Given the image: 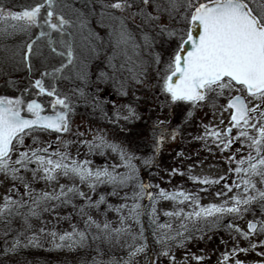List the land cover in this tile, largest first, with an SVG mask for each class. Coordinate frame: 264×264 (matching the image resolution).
<instances>
[{"label":"snow or ice","instance_id":"snow-or-ice-1","mask_svg":"<svg viewBox=\"0 0 264 264\" xmlns=\"http://www.w3.org/2000/svg\"><path fill=\"white\" fill-rule=\"evenodd\" d=\"M70 7L72 6L64 3L63 0H42L25 7L22 11H12L0 5V37L7 39L16 34H24L30 40L12 49L5 46V50L11 52L9 59L16 60L19 57L17 63L24 64L31 73L33 68L31 57L44 56V52L37 46V41L41 40L46 41L50 54L62 58L59 67H53L51 71L47 69L42 71L41 78L36 79L34 84L29 81L31 87L26 86L21 91V95L15 99L0 95V174L10 178L14 187L16 182H19L30 200V203H26L23 198L13 199L10 195L3 198V204L0 205V221L5 224L4 235H8L10 225L15 219L19 218L21 221V229L17 230L10 247L6 242L3 255H16L22 249L43 247L42 235L51 238V248L48 250L67 248L71 251L90 247L89 231L79 230L76 225H72L70 232L63 233L42 226L38 229V233L32 232L25 240H21L26 232L32 231L33 219L40 220L42 224L47 223L42 220L44 213L54 212L61 205L72 203L73 198L77 196L87 201L78 211L81 215H87L84 221L85 229H96V234L91 235L93 243L99 241L105 245L120 244L124 237H130L132 240V243L126 240L124 242L128 249V259L112 257L104 260L105 252L97 245L94 249L97 256L93 257L90 264H134L135 258L142 254L145 256L146 264H160L162 257L167 258L170 264H177L175 253L168 246V242L176 241L180 237L177 247L183 246L184 240L189 238L185 234L190 231L188 223L184 221H192L195 227L197 222L203 220L207 223L211 218L214 225H219L225 216L235 215L242 218L243 213L253 211L254 203H259L260 213L264 215V188L257 187V180L264 185V0H113L111 3H103L100 0V21H109L107 24L101 23V27L108 29L107 44L112 55L107 59L113 70H118L114 61L123 57L119 68H124L129 62L134 63L135 70L128 68L132 73L131 79L137 85L149 86L146 83L148 69L154 67L156 82L150 87L157 89L163 97V100L159 101L161 110L167 108L171 117L176 108L186 105L184 120L187 122L198 109L211 108L213 116L219 110L221 124L224 123L223 116L227 112L229 126L226 129H214L204 125V135L197 136L196 139L205 141L206 147H208L207 142L211 140L220 152L230 150L237 142L247 147V156L239 159L236 155L228 157L229 163L235 161L237 165L234 171L239 183L224 185L228 191L242 187L243 194L233 195L230 198L231 204L229 201H224L221 204L207 206L199 205L194 196L182 191L169 193L161 189L156 196L147 192L151 185L139 180L136 166L132 163L138 157L119 144L110 143L103 135L97 134L91 141H83L89 153L100 149L103 154L104 150L110 149L119 154L121 166L127 168L128 172L116 173V166H112V171L108 167L93 170L89 166L90 161L84 160L81 163L70 159L67 151L47 154V148H28L25 145L26 137L32 138L33 145L40 144L38 137L34 135L37 132L57 134L70 132L69 114L73 112V105L67 96L61 97L56 82L73 79L86 81V65H83L82 61L78 63V41L79 47L89 49L93 58H99L100 55L98 45L93 43L100 38L91 29H88L87 34L84 32L88 25L84 13L73 9L78 13L76 19L66 18L65 9ZM89 7H91L90 0ZM92 11L94 12V9ZM117 12L120 14L117 15ZM129 22L132 27H129ZM33 29H39L35 39L31 38ZM158 43L170 49L166 56L155 51ZM34 47L37 48L35 52ZM142 52H147L151 60L137 62L134 57L140 58ZM65 70L72 75L65 76ZM49 76L53 83L51 86H46L44 78ZM9 83L15 86L14 81ZM32 88L38 89V95L54 97L50 101L52 114H42L45 110L44 106L36 99L26 102L24 94L31 93ZM76 90L82 97L84 96L82 89ZM121 94L127 95V92L122 89ZM139 99L136 98L137 102ZM221 100L225 103H220ZM123 107L126 109V114L117 110L114 120L116 123L125 122V126H121L120 131L131 134L133 129L126 125H134L142 117L132 104ZM25 112L28 115H25ZM104 115L107 117V113ZM170 125L171 119H158L151 124L154 153H159L161 146L169 137L175 140L179 135L177 128L168 130ZM78 135L83 136L84 133ZM57 143L58 147L59 144H63L66 148L70 142L62 141L58 135ZM18 146L27 150L19 151L13 159ZM208 150L211 152L210 147ZM240 151L241 148H236L237 154ZM153 158L145 160V163L150 164ZM32 164H35L34 168L29 167ZM21 169L24 173H31L30 180L20 174ZM61 176L73 181L78 179L93 193L100 185H110L113 188L111 195L115 196L118 194V187L127 186L133 180L136 181L138 191L130 198L133 201L131 205L124 203L115 209L107 203L104 195L93 201L90 196L77 188L75 183L71 186L60 184L58 192L54 189L52 192L36 193L33 187L35 182L43 180L49 184L58 183ZM191 179L199 178L191 177ZM199 182L218 183L206 177L199 179ZM226 194L217 193L218 196ZM145 195L152 201L149 215L152 224L155 225L153 235L156 243L163 245L159 253L152 255L148 254L149 245L143 235V227L141 226L137 235L129 224V220L141 224L145 210L139 201L144 199ZM161 198L178 201L180 204L191 201L199 210L194 209L192 212L184 213L180 208L164 213L169 217L182 218L179 226L182 231L177 230L171 234V224H159L157 221L155 205ZM123 199L128 200L129 197L125 195ZM102 205L107 207L102 213L105 219L101 222L89 215L87 210L99 211ZM72 207L77 206L72 204ZM125 209L127 215H123ZM112 210L121 213L119 227H113L107 220V212ZM253 215H255L254 211ZM58 219L70 218L58 217ZM226 227L243 236L245 240L249 239L250 234L255 235L257 232L264 234V221H249L248 232L241 231L231 223ZM160 229H168V232L157 236L156 232ZM196 230L202 231L198 228ZM261 246H264V241L261 242ZM249 247L255 250L257 244L250 242ZM248 251L249 248L236 247L233 248L232 254ZM258 255L264 256V252ZM192 259L199 262L205 258L193 256ZM229 259L228 253L223 254L224 262ZM184 264H187V257ZM235 264H243V261L237 258ZM260 264H264V261Z\"/></svg>","mask_w":264,"mask_h":264},{"label":"rangeland","instance_id":"rangeland-1","mask_svg":"<svg viewBox=\"0 0 264 264\" xmlns=\"http://www.w3.org/2000/svg\"><path fill=\"white\" fill-rule=\"evenodd\" d=\"M151 10V9H150ZM94 30L96 35L98 36V31L101 28L99 25H94ZM101 30V29H100ZM79 47V45H78ZM80 48V47H79ZM111 50V49H110ZM166 54L169 51V49H166ZM78 53L80 55H90L87 56H80L78 60L82 61L84 65H86V71H87V79L86 83L92 84V86L95 88V86L104 88L105 83L104 81H114L119 74L124 73L125 76H123V86H127V91L130 92V98L129 93L127 92L126 102L124 103L123 100H121L120 95L121 92L113 93L111 91L107 92L106 96L116 95L115 100L109 104L110 108L114 110L113 112H116L119 110L122 114H126V109L123 107L124 105L132 104L133 107L139 106L140 108H137L138 113L141 115L142 119H145L144 116L148 120H158V119H170L169 117V110L167 108H164L161 110L159 106V101L163 100V97L160 95L159 91L155 88L145 85H137L135 82L131 79L132 73L128 71L127 68H119L120 62L123 60V57L118 58L117 61H114V63L117 64L116 71L113 70V68L110 66L107 57L112 55L109 53L108 50H105L103 53L100 52L99 58H93L91 52L88 51H80V49H77V56ZM146 52H142L140 58H135L137 62L139 60H142ZM131 54V53H130ZM165 54V56H166ZM100 61L107 62V71L108 72H98V67L102 64H100ZM129 68H133L134 63L129 62ZM127 66V64H126ZM135 70V68H133ZM151 71V70H150ZM123 74V75H124ZM0 85L6 84L11 80V77H3L0 73ZM110 76V77H109ZM151 76V75H148ZM109 79V80H108ZM127 81V83L125 82ZM135 85L137 89L133 87ZM80 87V85H79ZM79 89V88H77ZM72 90V91H71ZM143 90H145V94L143 97ZM154 91H156V94H154ZM61 92L63 96H67L69 100L73 103H75L78 98H76L77 90L76 89H69L66 86H61ZM32 94L38 93V89H34L31 91ZM158 94L160 95L158 97ZM61 96V97H63ZM139 97L138 101L136 98ZM148 99V102L144 100V98ZM107 99V97H106ZM150 101L153 102L150 103ZM138 103V105H137ZM220 103H225L224 100H221ZM159 107V111H156V109H146V106H155ZM187 106L181 105L180 107L176 108L174 110V114L172 115L175 119L174 122H179V125L181 129L179 130V135L175 139L174 142L171 144V148H173V152L171 154V158L169 160L161 159L160 163L157 164V166L153 169V172H150L149 174V182L148 185H151L147 189V192L152 193L153 196H156L161 189H163L166 192L173 193V192H185L186 194H191L194 196L201 206H207L209 204H221L224 201H229V204H231L230 198L233 195H236L237 193L243 194V188L240 189L232 188V191H228L227 188L224 187V185L231 186L233 182L239 183V178L237 177L234 169L237 166L235 161L232 163L228 162V157L232 155H236L237 159L247 156L248 149L246 146H243L241 142H237L233 145V147L230 150H226L225 152H220L214 143H212L211 140H209L208 147L211 148V152H209L208 147L205 146V141H201L196 139L197 136H203L205 129L204 125H209L210 128L214 129H226L229 126V115L227 112L224 113L223 119L224 123H220V115L219 110H217V114L213 116L212 109L211 108H202L198 109L194 116L185 122L184 116L186 114ZM141 109H145L144 116H142ZM154 110L156 114L154 113ZM149 116H152L153 119ZM89 117L87 114L81 113L77 110L74 111V113H71L70 117V132L63 133L61 135L54 133V132H37L34 133L35 136L38 137L40 144L33 145L32 138L26 137L25 138V145L28 146V148H34V147H42L47 148L48 153L51 154L52 152L56 151H67L70 154V159H75L80 161L81 163L84 160L90 161V167L95 170L97 168H103L108 167L110 171H112V166L115 167L116 173H126L128 172V169L121 166L122 161L120 159V156L116 152H112L110 149H106L103 151V154H101L100 149H96L94 152L89 153L87 146L83 143V141L88 140L91 141L93 139L94 135H103L110 143L119 144L121 147L125 148L128 152L134 153L138 159H134L132 163L136 166V168H140L141 164L146 165L145 160L143 161L137 151V146L135 144H129L126 145L124 141L121 139V137L115 135L112 130L110 129H102L99 128L89 121ZM140 120V121H141ZM140 121L136 122V124H128L134 126L143 125ZM175 123V128L176 124ZM184 123V125H183ZM146 125V124H144ZM173 127V125H172ZM184 127V128H183ZM138 128V127H137ZM140 131V128L138 129V132ZM78 133H84L83 136L78 135ZM235 133V130H234ZM254 134V133H253ZM60 136V139L62 141L70 142L68 146L65 148L63 144L57 143V136ZM49 144H51V147H49ZM128 146V147H127ZM241 148L240 153H236V148ZM27 150L25 147H19L17 148V153L13 154V159L16 158V154H18L19 151H25ZM44 154V153H42ZM30 168H34L35 164L29 165ZM22 175H25L26 179H31V173H24L21 169ZM152 174V175H151ZM139 177V176H138ZM191 177H196L199 179L208 178L210 181H218V183H212V184H202L199 182V179L194 180L191 179ZM223 177V179H221ZM73 183H75L76 187L79 188L81 191H83L87 196H90L93 201L96 200L97 192H99L97 189L95 193H93L86 184H81L78 179L76 180H69L68 178H65L61 176L58 180V183H46L43 180L37 181L34 183V186L36 188V191L38 193L42 191H48L52 192L54 189L58 192L59 191V185L64 184L66 186H71ZM135 184V185H134ZM134 186H136V181H130L127 186L124 187H118L117 188V195H112L113 198H108L107 203L113 206V209L116 207H119L120 205L127 203L131 205L133 201L130 199L134 192L138 191L137 188L134 189ZM257 187L258 188H264V185L260 184L257 180ZM22 190L25 191V189L19 185V182H16V186H13V181L10 178H6L3 174H0V205L3 204V198L6 195H10L14 192V190ZM11 190V191H10ZM113 191V188L110 189L109 193L111 194ZM217 193H227L226 195H217ZM129 197L128 200L123 199V197ZM147 195H145L144 199L140 200L139 203L143 206L145 210V214L143 215L144 219L150 224L149 226H146L148 228H144V234L145 231L150 234V237H147V243L150 246L149 247V255L159 253L163 245L156 243V238L153 235L155 225L151 222V216L149 213L151 212L152 207V201L146 200ZM78 201L85 202V200L81 199L77 196ZM145 200V202H144ZM157 208V221L159 224H171L172 226V233L174 234L175 231L181 230L179 228L182 218H176V217H169L164 215L166 212L176 211L180 208L183 209L184 213L192 212L194 209L199 210L196 208V205L193 204L191 201H186L184 204H180L178 201H172L168 199H159L156 203ZM259 204L256 205L254 203L252 205V210L255 212V215H253V211H249L247 213L242 214V218L240 216H225L223 218V221L219 225H214L211 222V218H209V221L205 223L203 220L197 222L195 224V227H193L192 221H184L185 223H188L190 231L186 233L185 235L189 238L187 240H184L182 247H177V244L181 240L180 237L177 238L176 241H169L168 246L172 248V251L175 253L177 264H184L185 258L187 257V264H235V259L239 258L241 261H243V264H246V262L255 261L256 263H260L261 261H264V256L258 255V253L264 252V246H261V242L264 241V234H260L257 232L255 235L250 234L249 239L245 240L243 236L236 233L234 230L227 229L226 225L231 223L236 227H239L241 231L248 232L247 231V224L249 221H264V215H261L257 212ZM106 205H102L101 212L97 213H90V210L87 211L89 215H91L94 219L97 221H103L105 219V216L102 214L105 212ZM61 207H58L56 211ZM121 213L116 212L115 210L108 211L107 212V220L113 225V227H119V219H120ZM123 215H127V210H123ZM262 216V217H261ZM87 219V215H82V220L85 221ZM129 224L132 225V230L134 233L139 235L140 233V225L132 222L129 220ZM46 229L51 230L49 224H45ZM65 229H69V232L71 231L70 224L64 225ZM202 229V231H197L196 229ZM182 231V230H181ZM59 233V231H57ZM168 232V229H160L156 232V235H162L164 233ZM145 237V236H144ZM202 237V238H201ZM146 238V237H145ZM125 240L128 243H132V240L130 237H124L121 240L118 247L121 249H117L120 253L119 258L128 259L127 256V247L125 245ZM256 243L257 248L255 250H252L249 247V244ZM139 243V241H137ZM122 245H124L122 247ZM249 248V251L247 253L244 252H238L236 254H232L233 248ZM228 253L230 255V259L226 262L223 261V254ZM193 256H203L205 259L203 261L197 262L196 260L192 259ZM134 264H146L145 256L139 255L135 258ZM160 264H170V261L167 258H161Z\"/></svg>","mask_w":264,"mask_h":264},{"label":"trees","instance_id":"trees-1","mask_svg":"<svg viewBox=\"0 0 264 264\" xmlns=\"http://www.w3.org/2000/svg\"><path fill=\"white\" fill-rule=\"evenodd\" d=\"M39 2H42V0H0V5L5 6L7 9H10L12 11H22L25 7L30 6V5H34L35 3H39ZM63 2L72 6L70 8L65 9L66 18L76 19L78 13L74 12L73 9H78L79 12L84 13V18L87 19V21H88L87 28L84 29L85 34H87L88 29H91L95 33L94 25H99L101 27V23H104V24L109 23V21H107V20H105L103 22L100 21V17H99V13L101 11L100 0H90L91 7H89V0H63ZM102 2L103 3H111V2H113V0H102ZM93 9H94V12L92 11ZM116 14L119 15L120 13L117 12ZM129 27H132L131 22H129ZM100 29L97 32L98 37L100 39L98 41L94 40L93 43H96L98 45V51L101 52L103 55H104L103 52L105 50H108L109 53H111V50L107 44L108 29L105 27H101ZM69 31H75V29H69ZM32 32H33V35L31 38L35 39L36 35L39 34V29H33ZM25 42H30V40H29V37L27 35H24V34H16L15 36L9 37L7 39L0 37V73L2 74L3 77H6V76L11 77L10 81L15 82V86L10 84L9 82H7L6 84L0 85V95H7L10 99H15L16 97L20 96L21 91L26 86L31 87V85H29V81H32V83L34 84V81L36 79L41 78L40 74L42 71H44L45 69H47L48 71H51V69L53 67H59L60 63L62 62V58L56 57L54 54L49 53V50L46 46V41H44V40L37 41V46L39 47V49H41L44 52V56L33 55L31 57V62H32L33 68H32V72L29 73L24 64L17 63V61L19 60V57H17L16 60L9 59V57L11 56V52L5 50V46H7L8 49H12L17 45L25 44ZM78 45H79V41H78ZM77 49L78 50L80 49V51L84 50V51L90 52L89 49H81L78 46H77ZM166 49H168V48L165 47L164 45L158 43L156 48H155V51L166 54V51H165ZM36 50H37V48L34 47L33 51L35 52ZM82 55H81V53H80V55L78 53V58ZM83 56L89 57L90 55L86 54ZM142 60L143 61H150L151 57L146 52ZM80 62L81 61L78 60V63H80ZM98 62H100V64H102V65H100L98 67L97 73H102L103 71L108 72L106 69L107 62L104 63V61H101V60L100 61L98 60ZM129 64L130 63H127V66L125 64V68L128 69ZM83 65H84V63H83ZM133 68H135V65H133ZM121 74L123 75L124 73H121ZM64 75L68 76V75H72V73H70L68 70H65ZM148 75H151V76H148V78H147V81H146L147 85H149V84H150V86L154 85L156 82V80H155V68L154 67L148 69ZM123 76H125V74ZM123 76H122L121 80L119 79V77H117L116 79H114V81H112V80L111 81H104L105 87L104 88L99 87V89H102V90H98V86H95V88H94L91 83L88 84V83H86V81H81L78 79H73L71 81H69V80L58 81V82H56V87H57L58 92L61 96H63V94L61 92V86H66L69 89H77V88L82 89L84 91V96L82 97L79 94V92H77L76 98H78V99L75 100L76 102H78V101L89 102L91 100L90 98H93L94 96L98 97L101 100H103L104 102H106L108 100V96H104L106 92L111 91L113 93H116V91H120L121 89H123V91L128 92L127 86H123V83H121L123 81ZM125 82L127 83L126 80H125ZM44 83L46 86H51L53 83L52 78L50 76L45 77ZM79 85H80V87H79ZM133 87L135 89H137V87L135 85H133ZM32 90H34V88H32ZM143 91L144 92H143V95L141 97L146 95L145 90H143ZM128 93H129V98H130V96H131L130 92H128ZM106 95H107V93H106ZM106 97H107V99H106ZM24 98L26 101H28L30 99H37V100L41 101L45 106H47L46 101L51 100L54 97H47L46 95H38L36 93H34V94L25 93ZM126 100H128V98H126ZM144 100L148 102L147 97L144 98ZM139 101H142V100H139ZM150 103H152V105H155V104H153L152 101H150ZM137 105H138V103H137ZM136 107L140 108L139 106H136ZM145 108L150 109L149 106H146ZM86 114L88 115L90 120H93L96 122H102L103 124L106 123L105 117L97 115V117L92 118V116L88 112H86ZM171 117H173V116H171ZM136 127L137 126L132 127L133 132L131 134L127 135L128 140L132 144H135V146L137 144V135H138ZM143 178H144V180H143ZM146 178L147 177L144 176V177H142V180H141L139 177V180L141 182H143L144 184H147L149 182V180H147ZM33 187L35 188L34 184H33ZM111 188H112V186H110V185L98 186L97 190L99 192L96 193L97 194L96 200L99 199L100 195H104L106 197V200H108V198H113V196L109 193ZM135 188H136V186H134V189ZM124 189H125V187H124ZM35 191H36V188H35ZM36 193H38V192L36 191ZM10 196L13 199L23 198L26 203H30L28 196L25 195V191H22L21 189L20 190H14V192L12 194H10ZM144 202H145V200H144ZM85 203H87V201L80 202V201H78L77 197H75V198H73L72 203L67 204V205H61L60 206L61 208H59L58 211L55 210L54 212L44 213L42 220L46 221L47 224H49L51 230L55 229V231H59V233H63L64 231H69V229L64 228V225H66V224H70L71 230H72V225H76L79 230L89 231V233H90V235H89L90 247L76 248V249L71 250V251L68 250L67 248L61 249V250H48L51 248V244H50L51 238L46 236V235H42L41 236V243H42L43 247L22 249L16 255L10 254L9 256H4L3 255V249L6 246V242H7V246L10 247L13 239L17 235V230L21 229V221L19 218H17L12 222V224L10 225V231L8 232L7 236L4 235L5 224L3 223V221H0V264H26V262H30V264H85V262H88V264H90L93 257L97 256L96 251H94V249L96 248L97 245H99L105 252V255L103 256L104 260H108L112 257L119 258L120 253H121L117 250V249H121L118 247L119 245H117V244L105 245V244L100 243L99 241H97L95 243L92 242L91 235L96 234V229L95 228L85 229V224H84V221L82 220V215L79 214V211H78L79 207H81ZM72 204H75L77 207L73 208ZM257 204H259V203H256V205ZM256 209H258L257 212L259 214H261L260 210H259V206ZM24 210L25 209H22V211H24ZM88 210H90V213L101 212L102 206H101L99 211H97L96 209H88ZM58 217H69L70 219H58ZM32 224H33L32 231L26 232L25 236L21 237V240H25L26 236L31 235L32 232L38 233V229L42 226L45 227L46 223L42 224L40 220L33 219ZM139 225H140V227L142 226V227L148 228L146 226H149L150 224L147 222V218L145 220L144 217L142 216L141 217V224H139ZM143 232H144V228H143ZM143 235L146 237V241L148 239L147 237H150V234H148L146 231H145V234L143 233ZM148 253H150L149 249H148ZM256 262H257V260L246 262V264H260V263H256Z\"/></svg>","mask_w":264,"mask_h":264},{"label":"flooded vegetation","instance_id":"flooded-vegetation-1","mask_svg":"<svg viewBox=\"0 0 264 264\" xmlns=\"http://www.w3.org/2000/svg\"><path fill=\"white\" fill-rule=\"evenodd\" d=\"M122 74H119V79L121 80L122 78ZM122 90V89H121ZM121 90L119 92H121ZM118 92V91H117ZM107 93V92H106ZM106 93L104 96H106ZM154 94H156V91H154ZM160 95L158 94V97ZM116 98V95H112L108 97V100L106 102H104L103 100H101L98 97H93L90 98L91 100L89 102H84V101H78L75 102L74 104V108H73V113L75 110L86 114V112H88L92 118L93 117H97V115H100L102 117H105V113H107V117L105 120V124H103L102 122H96L93 120H89L91 122V124L102 128V129H110L113 131V133L119 137H121V139L124 141V143L126 145L131 144V142L128 140L127 138V133L120 131L121 126H125V122L120 121L119 123H116L114 120V114L115 112H113L114 110H112L109 106V104H111ZM121 100H123V102H126V95H120ZM49 107H48V111L47 112H52L51 106L49 101H47ZM150 107V106H149ZM59 108V107H58ZM94 108V109H93ZM156 109V111H159V107L155 106V107H150V109ZM145 109H141L142 111V116H144V111ZM154 113L156 114L155 110ZM153 119L152 116H149ZM145 119L141 120L140 122L143 125H139L136 127L137 129V151L139 152L138 155L139 157L144 161L145 159L148 160L149 158H153L152 162L150 164H146V165H142L140 168H137V175L140 177V179L142 180V177L146 176L147 180H151V178L149 179V174L150 172H153V169L157 166V164L160 163L161 159L163 158L164 160H169V158H171V154L173 152V148H171V144L172 142H174L175 140L171 139L170 137L165 141V143L161 146V149L159 151V153H154L153 151V141H152V130H151V124L154 122V120H148L145 116ZM171 119V125L169 126L168 130L171 131L173 128H175V123L174 122V117H169ZM146 124V125H144ZM173 125V127H172ZM184 125V123H183ZM113 126V127H112ZM129 128H132V125H126ZM182 125H179V122L176 124V128L178 129V131L181 129ZM114 128V129H113ZM140 128V131L138 132V129ZM184 128V127H183ZM128 147V146H127ZM129 171V170H128ZM127 172V171H126ZM152 175V174H151ZM144 180V178H143ZM147 201H149L148 197L146 198Z\"/></svg>","mask_w":264,"mask_h":264},{"label":"water","instance_id":"water-1","mask_svg":"<svg viewBox=\"0 0 264 264\" xmlns=\"http://www.w3.org/2000/svg\"><path fill=\"white\" fill-rule=\"evenodd\" d=\"M38 103H41V102H39V101H37ZM59 110V109H58ZM42 114H44V115H50V114H52V113H42ZM247 230H248V224H247ZM249 231V230H248Z\"/></svg>","mask_w":264,"mask_h":264}]
</instances>
